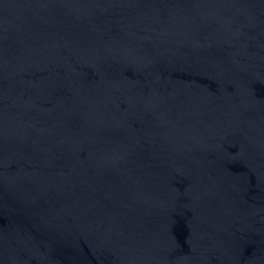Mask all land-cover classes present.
<instances>
[{"label":"water","instance_id":"water-1","mask_svg":"<svg viewBox=\"0 0 264 264\" xmlns=\"http://www.w3.org/2000/svg\"><path fill=\"white\" fill-rule=\"evenodd\" d=\"M0 264H264V0H0Z\"/></svg>","mask_w":264,"mask_h":264}]
</instances>
